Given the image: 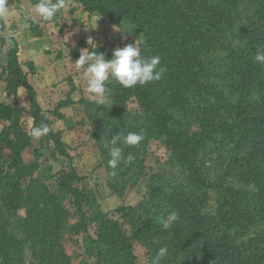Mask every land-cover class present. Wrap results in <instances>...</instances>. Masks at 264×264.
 <instances>
[{
  "label": "trees",
  "instance_id": "obj_1",
  "mask_svg": "<svg viewBox=\"0 0 264 264\" xmlns=\"http://www.w3.org/2000/svg\"><path fill=\"white\" fill-rule=\"evenodd\" d=\"M35 5L38 0H30ZM74 0L88 15H98L116 22L126 21L136 27L143 35L146 45L141 47V55L148 57L159 55L161 66L166 72L158 82L122 88L113 81L107 94L111 97L113 109L123 116L127 105L135 101L150 115V131L171 155L172 162L180 165L186 173L185 186L152 181L154 192L159 194L160 203L154 212L148 207L138 209L120 207L116 213L119 219L108 216L93 220L88 216L86 205L89 195L77 184L84 181L75 169L64 171L59 181L60 190L69 196L76 207L79 221L69 228L73 236L87 234L91 221L98 222L96 239L92 240L95 252V264H136L135 243L156 247L157 240H163L173 251L195 255L196 250L204 253L203 264H264V238L258 235L251 239L254 247L241 250L227 242L226 231L235 229L242 235L264 219V212L258 214L240 211L235 204L226 202L218 218H209L202 214L208 203L209 183L198 164L201 150L217 136L236 140L238 147L248 144L245 153V170L241 173L245 182L255 185L253 198L264 205V166L257 164L259 151L264 149V99L260 111L251 103L253 93L264 98V65L257 64L247 50L243 51L242 68L239 72L236 92L238 100L232 102L223 91L217 90L208 80L206 65L201 61L205 38L221 32L217 24L233 27L231 8L242 0ZM17 0H12L15 3ZM218 2V3H217ZM9 3L8 6L11 4ZM254 25L251 33L240 32V37L253 36L257 49L264 47V7L255 9L252 14ZM64 8L52 21L40 18L29 22V39L49 38L47 29H63ZM61 27V28H60ZM3 18H0V50L7 47V60L0 65V82L5 84L6 102L0 103V153H7L9 170L0 173V260L2 264H27L24 241L12 233L4 218L7 214H18L22 210L23 188L39 170V152L36 160L26 163L23 153L31 147L34 137L32 129L46 125L50 131L43 135L54 146L55 152L63 158H70L63 134L55 131L52 117L63 120L62 110L72 107L75 102L69 96L52 110H45L38 101L36 89L30 82L35 74L34 63L20 61V43L14 37L4 36ZM216 32V33H215ZM85 44L82 43L81 46ZM94 46H90V49ZM97 51L111 59L114 49L98 46ZM47 54L50 51L46 50ZM79 58L78 54H74ZM74 57V58H75ZM61 58V54H60ZM22 89L28 99L27 108L18 104V92ZM209 99L222 106L233 117V123H217L206 112L200 115V130L189 134L176 127V113L187 112L193 99ZM27 116L32 121L29 131L22 126ZM33 180V179H32ZM37 181L29 182L27 194L36 208L41 210L40 217L33 219L29 211L24 221L27 230L35 232L37 244L44 249L41 264H71V259L59 242V234L68 219V213L57 202L47 197L48 211L41 208L38 197ZM42 188V199H45ZM238 198V197H235ZM162 200V201H161ZM229 204L232 209H228ZM47 207V205H44ZM230 207V208H231ZM180 216L177 222H168L170 213ZM49 214V216L47 215ZM47 218V221L45 220ZM124 224H129L131 233L127 234ZM226 229L222 238L220 230ZM218 233V235H217Z\"/></svg>",
  "mask_w": 264,
  "mask_h": 264
},
{
  "label": "rangeland",
  "instance_id": "obj_2",
  "mask_svg": "<svg viewBox=\"0 0 264 264\" xmlns=\"http://www.w3.org/2000/svg\"><path fill=\"white\" fill-rule=\"evenodd\" d=\"M11 1L8 0V4ZM33 6L30 0H17L8 6L9 15L3 18L7 36L20 32L19 37L25 44V41L29 39L30 20L38 18L33 12ZM263 7L264 0H242L237 6L231 8L233 27L227 28L226 25L217 24L215 31L222 26L221 32L223 30L224 32L220 34L215 32L214 36L205 38L202 44L201 61L206 65L209 83L217 90L223 91L232 102L238 100L236 86L242 68L243 51L248 52L246 59L251 56L254 61V53L258 47L253 43V36L247 34L242 38L240 32L251 33L254 25L252 14L255 9ZM64 16L63 29L56 30L51 27L47 29L48 35L53 38V44L46 43L44 50L41 48L34 56L40 69L34 83L39 90L38 101L45 110L52 111L59 102L65 101L69 96L75 102L72 107L61 111L64 115L63 120L51 118L54 130L63 134V141L70 158L60 157L55 152L53 144L43 135L38 139L35 138L31 147L23 153V159L26 163L34 162L35 152L38 151L40 168L34 173L33 180L29 179L23 188L22 210L18 214H7L4 218L12 233L24 241L27 264H41L44 255L43 247L37 244L38 239L33 236L35 232L27 230L24 225L29 211L32 212L33 219L39 218L41 212L30 201L27 194V186L31 181L38 182L36 188L42 209H46L49 213L50 206L46 199L54 196L68 213V219L64 222V228L59 234V242L70 257L71 264H95L92 240L96 239L99 223L91 221L87 234L73 236L69 233V228L79 219L73 200L59 188L62 172L75 169L84 177V181L77 186L89 195L86 211L93 220L108 216L124 223L116 210L120 207L136 210L140 206L148 207V211L158 217L154 210L157 207H165V204L159 202V194L154 192L152 181L156 180L172 186H185V170L172 162L170 153L154 139L149 129V113L137 102L132 101L127 105L123 116L119 115L113 109L111 97L106 95L101 100L86 92L83 69L77 70L73 64L78 59L74 54L80 55L82 49L89 45L94 46V42L96 47L104 46L115 50L132 44L138 39L141 48L146 45L142 33L129 22H116L96 14L88 15L74 3V0H65ZM119 25L126 34L113 30V26ZM51 33H54L52 34L54 36ZM89 39L93 41L90 40L88 45ZM82 43L85 47L81 46ZM45 49L50 51V54H47ZM59 49L64 51L61 52L64 55L61 54V58L57 59L56 51ZM112 84L111 79L106 82L108 88ZM250 98L251 103L257 107V111H260L263 96L253 93ZM3 100L0 95V103L4 102ZM20 105L22 106L23 102ZM22 107L26 108L27 104ZM202 111L217 123L234 122L233 117H230L215 101L195 98L187 112L176 113V127L189 134L199 132L198 112ZM22 126L29 131L32 126L31 119L24 116ZM131 131H142L145 140L136 148H124V155L131 153L135 156V160L127 166L121 164L115 170L116 175L113 176L111 174L113 170L107 163L110 158L108 155L111 148L110 140L119 132L126 135ZM248 147L247 143L238 147L236 140L217 136L213 142L207 143L201 150L198 164L209 183V200L202 210L204 216L219 219V212L226 202L235 204L240 211H250L255 214L264 212V205H260L252 196L255 189L249 188V184L245 182L241 174L245 170L244 158ZM259 153L256 159L257 164L264 166V149H261ZM6 154L0 153V173L3 174L9 170V159ZM42 188L45 189L43 193L45 199L41 198ZM230 204L228 209H232ZM45 220L47 221V218ZM160 221H163L165 226L168 225L165 220L160 219ZM124 230L130 234V225L124 224ZM225 231L226 229L222 227L220 238ZM226 232L228 234L225 239L228 243L240 246L242 251L243 249L251 250L254 247L251 244L252 238L258 235L264 238V219L259 220L245 234L237 235L235 229ZM156 245V247H149L136 242V264H151L152 257L163 246L168 247V254L162 264H203L205 260L201 250H196L195 255H192L173 251L163 240H157ZM0 264H2L1 260Z\"/></svg>",
  "mask_w": 264,
  "mask_h": 264
},
{
  "label": "clouds",
  "instance_id": "obj_3",
  "mask_svg": "<svg viewBox=\"0 0 264 264\" xmlns=\"http://www.w3.org/2000/svg\"><path fill=\"white\" fill-rule=\"evenodd\" d=\"M65 8V0H38L33 6L35 16L43 21H52L57 14ZM9 15L8 0H0V18H6ZM121 25V24H120ZM113 26L116 32L125 30L121 26ZM133 29H131L132 31ZM130 31V33H131ZM93 41L92 39L88 40ZM254 62L264 65V47L257 49L254 53ZM77 70L83 69L82 75L86 82V92L103 100L109 93L110 89L106 82L110 79L122 88H135L137 86H146L147 84L158 82L166 72V68L161 66V57L159 55L142 56L138 39L127 44L122 48H116L112 52L111 59L106 58L104 53L97 51L96 44L90 49L89 47L82 49L79 58L73 63ZM50 129L46 125L34 127L32 135L38 139L42 135L47 134ZM145 140L142 131H131L126 135L118 133L111 140V148L108 153V167L111 168L112 175H116V169L121 165H129L135 160V156L129 153L124 155V148L138 147ZM249 188L255 189V185H249ZM180 216L176 212H172L168 216V222H177ZM168 254V247L163 246L158 249L152 257L151 264H162L163 259Z\"/></svg>",
  "mask_w": 264,
  "mask_h": 264
},
{
  "label": "crops",
  "instance_id": "obj_4",
  "mask_svg": "<svg viewBox=\"0 0 264 264\" xmlns=\"http://www.w3.org/2000/svg\"><path fill=\"white\" fill-rule=\"evenodd\" d=\"M64 24V22H63ZM64 27V26H63ZM15 31V30H14ZM6 32V30H5ZM4 32V36H7ZM54 34V33H51V35ZM20 35V32L16 33V34H13L12 36H7V37H14L15 39H17V41H19L20 43V47H21V51H20V61L24 64L26 63H34V66H35V74L33 76L30 77V82L32 84V86L36 89V92H37V95L39 94V90L36 86V84L34 83L35 81V78H36V75L40 72L39 70V66L38 64L36 63L35 59H34V56L36 54V52L40 51V49L42 48L44 50V48L46 47V43H49L50 45L53 44V41H52V37L49 36V38H45V39H40V40H31V39H27V41H25V44L21 41V38L19 37ZM54 36V35H52ZM49 45V46H50ZM7 50L8 48L5 47L3 48L2 50H0V65H5L6 63V60H7ZM46 51V49H45ZM61 52H64L63 50L59 49V51H56V57L57 59H60V54L64 55L63 53ZM26 56V57H25ZM41 87V86H39ZM42 88V87H41ZM0 95H2L3 97V101L6 102L7 101V97H6V91H5V84L0 82ZM18 104L20 105L21 102H23V105L24 106L25 104H27L28 106V99H27V95H26V92L22 89L19 90L18 92ZM21 106V105H20ZM21 106V107H22ZM25 108V107H23ZM27 108V107H26Z\"/></svg>",
  "mask_w": 264,
  "mask_h": 264
}]
</instances>
